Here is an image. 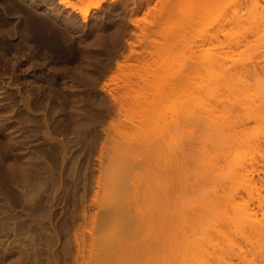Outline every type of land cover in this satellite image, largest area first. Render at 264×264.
<instances>
[{
    "label": "rangeland",
    "instance_id": "1",
    "mask_svg": "<svg viewBox=\"0 0 264 264\" xmlns=\"http://www.w3.org/2000/svg\"><path fill=\"white\" fill-rule=\"evenodd\" d=\"M16 1L0 0V53L29 42L14 31L26 11L63 47L0 55V264H196L211 218L212 264H264L237 227L264 220V108L247 109L264 103V61L232 45L249 32L246 5L107 0L83 18L58 0ZM116 164L130 168L128 223L105 240Z\"/></svg>",
    "mask_w": 264,
    "mask_h": 264
},
{
    "label": "bare ground",
    "instance_id": "2",
    "mask_svg": "<svg viewBox=\"0 0 264 264\" xmlns=\"http://www.w3.org/2000/svg\"><path fill=\"white\" fill-rule=\"evenodd\" d=\"M8 7L15 8L17 11L20 9L18 2L16 0H8ZM107 0H88L83 4V0H80V3H71L70 0H58V3L64 5L67 8H71L72 10L79 13L83 18H86L89 11L91 9L99 8L102 3ZM233 5L236 7L237 5L244 4L247 7V11L250 14V22H249V32L246 35H242L240 37H236L232 41L233 46H242V45H256L258 50H261V58L264 61V5L260 3L259 0H232ZM227 2L226 4H228ZM13 9H8L4 7L3 13L6 14L8 17L12 16L13 13L11 12ZM8 19H3L0 14V26L8 25ZM14 31L18 32L22 29L26 33L27 39L29 42H25L23 46L18 48H14L9 44L2 46V52L0 53L1 56H9V55H16L20 52H23L27 47L34 48L36 53L29 54L30 59H38L42 57V54H54L57 51L61 50L63 44L61 41L56 39V34L54 33V27L51 21L39 17L31 11H26L25 20L17 25H14ZM219 27H224L223 23L218 25ZM201 45L211 44L213 41L211 40H202ZM135 45V44H134ZM134 51H132L133 53ZM39 53V55H38ZM256 57L249 56L247 61L241 64V68L245 67L249 64H253L254 59ZM9 63V61H7ZM7 62L4 64L5 68H7ZM17 63L14 62L13 66ZM201 64L205 63V59H201ZM12 64V63H11ZM149 75V74H148ZM143 82L145 79L143 76H138ZM169 81H164V83H168ZM144 84V83H142ZM264 103H261V105ZM251 105L247 107V109L254 110L256 113L257 109L264 108V105ZM257 108V109H254ZM2 114V110H0V116ZM201 119H205L207 121L208 117L205 116V113L202 112L200 115ZM210 125L218 130L224 131V127L222 123L219 121H209ZM1 131V128H0ZM262 138V139H261ZM258 146H260V142L264 144V134L255 141ZM236 169L242 168V165H236ZM130 168L125 164H116L111 172V181L110 184L114 189V192L106 198V204L108 207V217H107V233H104L105 240L112 237L117 231L122 230L123 227L128 223L127 220L121 218L124 214V206L120 203V200L124 197V190L126 185V176L129 172ZM252 180V179H251ZM260 196V202L262 201ZM237 227L243 231L248 232L253 239L255 240L256 244L258 245L262 243L264 245V220L263 221H254L250 217L249 214H246L242 217V219L237 223ZM218 228H220L213 218L208 219L206 221V232L204 234L203 242L198 245L197 247V254H196V264H212L210 261V252L208 248L213 245V242L216 239ZM221 230V228H220ZM264 263V262H263Z\"/></svg>",
    "mask_w": 264,
    "mask_h": 264
}]
</instances>
